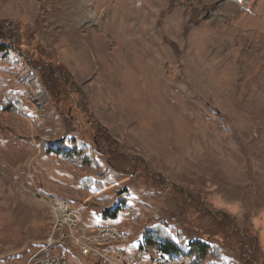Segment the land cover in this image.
<instances>
[{"label": "rangeland", "instance_id": "1", "mask_svg": "<svg viewBox=\"0 0 264 264\" xmlns=\"http://www.w3.org/2000/svg\"><path fill=\"white\" fill-rule=\"evenodd\" d=\"M249 14L234 26L264 31V3ZM0 46V264L43 245L42 194L73 192L84 223L127 233L115 256L134 264L166 259L140 248L157 227L184 252L264 264V72L241 81L232 34L186 28L170 0H0Z\"/></svg>", "mask_w": 264, "mask_h": 264}, {"label": "trees", "instance_id": "2", "mask_svg": "<svg viewBox=\"0 0 264 264\" xmlns=\"http://www.w3.org/2000/svg\"><path fill=\"white\" fill-rule=\"evenodd\" d=\"M170 1L171 5L182 12L186 28L203 23L209 24L215 30L227 31L233 35V45L239 50L237 67L241 81L264 72V33L254 29L241 30L234 26V23L243 19L251 7L257 2L264 3V0ZM0 49V52L5 50L3 46H0ZM31 88L35 90L36 86L31 85ZM6 110L15 114L16 108L10 109L8 106ZM67 155L81 168L93 166L99 169L93 157L84 150H72ZM111 214L114 217L117 213L114 211ZM140 248L152 249L167 260L179 257L189 259L188 264H224L219 261V251L215 247L200 241H192L187 244V252H184L160 227L154 231L145 230ZM207 257L215 258L216 262H205Z\"/></svg>", "mask_w": 264, "mask_h": 264}, {"label": "built area", "instance_id": "3", "mask_svg": "<svg viewBox=\"0 0 264 264\" xmlns=\"http://www.w3.org/2000/svg\"><path fill=\"white\" fill-rule=\"evenodd\" d=\"M39 199L46 207L50 227L42 247L27 264H68L71 249H75L83 261L94 255L100 264L137 262L135 254L115 256V247H120V241H126L118 227H89L83 222L80 209L70 201L53 194H42ZM148 264H159V257Z\"/></svg>", "mask_w": 264, "mask_h": 264}, {"label": "crops", "instance_id": "4", "mask_svg": "<svg viewBox=\"0 0 264 264\" xmlns=\"http://www.w3.org/2000/svg\"><path fill=\"white\" fill-rule=\"evenodd\" d=\"M258 5H263V2H257L253 7H251L248 11H247V13L245 14V16L243 17V19L241 20V21H239V23H242L243 22V20L245 19V18H247V16H248V14L249 15H251V12L253 11V9L255 8V7H257ZM77 9H79L80 11H81V8H80V5L78 6V8ZM81 14V13H80ZM238 23V24H239ZM67 26H69V25H67ZM70 26H73V28H75V24H73V25H70ZM93 27V26H92ZM82 28V27H81ZM242 29V28H241ZM254 30H259L260 32H264L263 30L261 31V29H259V28H257V29H254ZM91 31H93V30H91ZM87 178L85 177V179L84 180H82L81 182L83 183L85 180H86ZM80 182V183H81ZM48 191H51V190H48ZM74 193V192H73ZM73 193H71V195H69V194H66V193H63V195L66 197V199H70V202L71 203H73V201L72 200H74L73 198H74V196H75V194H73ZM75 193H77V192H75ZM68 197V198H67ZM80 196H78V198H79ZM97 202H100V200H96ZM95 201V202H96ZM102 202V201H101ZM100 202V203H101ZM75 206H77L79 209H80V211L83 209V207H85L84 205H85V202H79L78 203V205H76L75 203H73ZM87 209V211L89 212V213H91V209H88V208H86ZM82 214V217H83V220L84 221H86V223L88 222V219L87 220H85V216H84V214L83 213H81ZM111 216V215H110ZM116 217V215L114 216V217H112V218H115ZM85 223V224H86ZM87 225V224H86ZM103 225H113V224H108V223H103L101 226H103ZM87 226H89V227H91L90 225H87ZM99 227V226H98ZM118 227V226H117ZM92 228H95V227H92ZM120 228V227H119ZM120 230L121 231H123V232H125L124 230H122L121 228H120ZM126 233V232H125ZM127 234V233H126ZM42 247V246H41ZM40 246H39V248H37V250H36V252L41 248ZM121 247V251H125L124 249H123V247L122 246H120ZM35 252V253H36ZM34 252L32 253V254H29V256L27 257V259L26 260H29L28 258H31L34 254H35ZM71 258H73V256H72V254L71 253H69V260L71 259ZM88 259V258H87ZM76 259L75 258H73L72 259V261H71V264H75L76 262Z\"/></svg>", "mask_w": 264, "mask_h": 264}, {"label": "bare ground", "instance_id": "5", "mask_svg": "<svg viewBox=\"0 0 264 264\" xmlns=\"http://www.w3.org/2000/svg\"><path fill=\"white\" fill-rule=\"evenodd\" d=\"M99 227H103V226H99ZM124 235V234H123ZM125 236V235H124ZM126 245H127V243L126 244H122V245H120V246H122L123 247V249L125 250V253H127V251H126ZM117 249L119 250V252H121V253H123L124 251H121L120 249H121V247H117ZM127 255H130L129 253H127ZM159 258H161V257H159ZM162 259V258H161ZM163 260H166V259H163ZM159 264H169V263H163L162 261H160L159 260Z\"/></svg>", "mask_w": 264, "mask_h": 264}]
</instances>
